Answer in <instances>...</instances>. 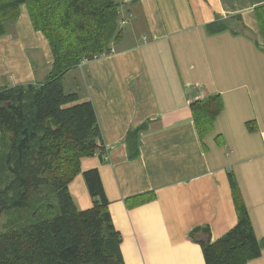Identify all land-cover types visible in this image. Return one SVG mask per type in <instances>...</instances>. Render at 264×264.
Segmentation results:
<instances>
[{
	"label": "crops",
	"instance_id": "crops-1",
	"mask_svg": "<svg viewBox=\"0 0 264 264\" xmlns=\"http://www.w3.org/2000/svg\"><path fill=\"white\" fill-rule=\"evenodd\" d=\"M113 1L120 39L72 70L85 86L77 103L91 102L101 134L81 172L99 173L124 264H205L200 243L237 222L230 174L264 243V0ZM218 19L246 30L208 34ZM52 60L21 6L0 37V90L43 83ZM213 95L221 112L199 135L190 104ZM69 192L78 210L92 206L82 174ZM247 264H264V248Z\"/></svg>",
	"mask_w": 264,
	"mask_h": 264
},
{
	"label": "trees",
	"instance_id": "trees-1",
	"mask_svg": "<svg viewBox=\"0 0 264 264\" xmlns=\"http://www.w3.org/2000/svg\"><path fill=\"white\" fill-rule=\"evenodd\" d=\"M21 6L46 38L53 60L43 83L0 90V218L10 214L0 232V264H124L99 173L80 167L81 159L101 150L93 105L77 103L78 95L63 89L70 70L109 54L111 43L120 39L119 5L113 0H0V37L12 31ZM257 19L264 38V6ZM231 22L218 19L206 31L246 30L237 19L232 27ZM190 107L197 132L204 135L222 104L213 95ZM79 174L94 200L86 210L76 208L69 192ZM229 183L237 222L218 240L200 243L205 264H247L264 248L231 174Z\"/></svg>",
	"mask_w": 264,
	"mask_h": 264
},
{
	"label": "rangeland",
	"instance_id": "rangeland-1",
	"mask_svg": "<svg viewBox=\"0 0 264 264\" xmlns=\"http://www.w3.org/2000/svg\"><path fill=\"white\" fill-rule=\"evenodd\" d=\"M24 9H25V7H24ZM120 24L118 23L119 27L123 26ZM36 66H37V68L39 67L38 65H36ZM38 70H39V68H38ZM74 76H77L78 78L77 77L74 78ZM63 81H64L63 84H64V92L65 93H76L79 96L84 94L85 86L80 82L82 80L80 78V72L78 69L74 70V71L71 70L70 72H68L65 75V78ZM9 218H10V214H5V215L1 216V218H0V232L3 231L4 225L6 224V222Z\"/></svg>",
	"mask_w": 264,
	"mask_h": 264
},
{
	"label": "built area",
	"instance_id": "built-area-1",
	"mask_svg": "<svg viewBox=\"0 0 264 264\" xmlns=\"http://www.w3.org/2000/svg\"><path fill=\"white\" fill-rule=\"evenodd\" d=\"M85 61H83L82 63H84ZM261 142L264 145V131L261 133Z\"/></svg>",
	"mask_w": 264,
	"mask_h": 264
},
{
	"label": "water",
	"instance_id": "water-1",
	"mask_svg": "<svg viewBox=\"0 0 264 264\" xmlns=\"http://www.w3.org/2000/svg\"><path fill=\"white\" fill-rule=\"evenodd\" d=\"M96 153H98V151H96Z\"/></svg>",
	"mask_w": 264,
	"mask_h": 264
}]
</instances>
